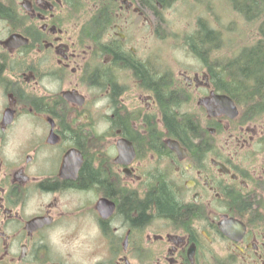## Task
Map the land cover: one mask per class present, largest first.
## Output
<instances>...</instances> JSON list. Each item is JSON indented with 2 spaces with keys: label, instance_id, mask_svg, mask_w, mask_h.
<instances>
[{
  "label": "flooded vegetation",
  "instance_id": "1",
  "mask_svg": "<svg viewBox=\"0 0 264 264\" xmlns=\"http://www.w3.org/2000/svg\"><path fill=\"white\" fill-rule=\"evenodd\" d=\"M174 1L0 0V264H264V113L152 62Z\"/></svg>",
  "mask_w": 264,
  "mask_h": 264
},
{
  "label": "rangeland",
  "instance_id": "2",
  "mask_svg": "<svg viewBox=\"0 0 264 264\" xmlns=\"http://www.w3.org/2000/svg\"><path fill=\"white\" fill-rule=\"evenodd\" d=\"M241 5L240 3L239 9L242 8ZM246 6L253 12L257 10V5L243 1V7ZM262 21L264 15L258 20L237 17L233 13L230 0H175L172 5L161 7L159 19H154L155 34L149 50L153 54L152 62L157 65L163 64L161 68L170 70L183 68L192 71L203 68L198 66L202 61L186 46V38L195 35L199 30V22H203L217 31L219 41L218 48L213 50L210 57L207 56L205 62L216 61L226 65L246 48L263 39ZM143 35L144 33L140 34ZM164 37H166L163 39L164 42L158 41Z\"/></svg>",
  "mask_w": 264,
  "mask_h": 264
},
{
  "label": "trees",
  "instance_id": "3",
  "mask_svg": "<svg viewBox=\"0 0 264 264\" xmlns=\"http://www.w3.org/2000/svg\"><path fill=\"white\" fill-rule=\"evenodd\" d=\"M152 1L156 2V0ZM157 1L164 2V0ZM241 2L242 0H236L235 4L240 6ZM241 4L242 9L239 10H246L247 6L243 8V3ZM261 9L264 10V4H262L260 9L259 6L257 7L256 13ZM99 26L100 24L90 30L94 32L100 31ZM261 31L263 39L259 40L254 46L246 48L236 59L229 61L228 64L225 65L217 62L220 72L216 76L214 74V78L216 77L218 82V89L234 98L248 115L254 113L260 115L264 113V28ZM217 38L218 33L215 34L202 23L200 32L186 38V46L196 56L205 61L209 54V49L214 48V46L218 48L219 45L217 46V44L219 41ZM185 122V126L179 127L177 132L181 134V130H185V135L179 137L188 143L190 141V134H187L188 127H192V123L187 119ZM173 123L175 127H178L175 122ZM85 174L90 179H95L98 173L90 170L89 172H85ZM156 196H158L156 204L161 213L168 215L178 212L169 192L161 189ZM142 219L143 217L139 216V220Z\"/></svg>",
  "mask_w": 264,
  "mask_h": 264
},
{
  "label": "water",
  "instance_id": "4",
  "mask_svg": "<svg viewBox=\"0 0 264 264\" xmlns=\"http://www.w3.org/2000/svg\"><path fill=\"white\" fill-rule=\"evenodd\" d=\"M218 98H219L220 101H222V104H223L227 109L232 110V111L235 112V113L232 115V117H236V115H237V109H236V107H235L233 101H232L230 98H228L227 96H219ZM171 143H173V142H171ZM175 144H176V143H175Z\"/></svg>",
  "mask_w": 264,
  "mask_h": 264
}]
</instances>
